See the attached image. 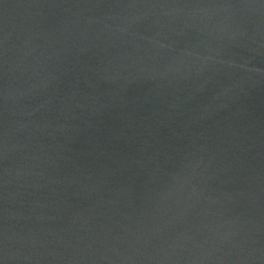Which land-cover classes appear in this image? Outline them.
<instances>
[{"label":"water","instance_id":"1","mask_svg":"<svg viewBox=\"0 0 264 264\" xmlns=\"http://www.w3.org/2000/svg\"><path fill=\"white\" fill-rule=\"evenodd\" d=\"M0 264H264V0H0Z\"/></svg>","mask_w":264,"mask_h":264}]
</instances>
